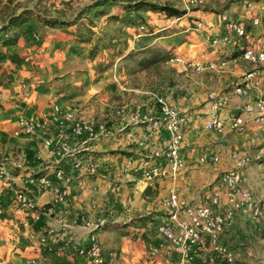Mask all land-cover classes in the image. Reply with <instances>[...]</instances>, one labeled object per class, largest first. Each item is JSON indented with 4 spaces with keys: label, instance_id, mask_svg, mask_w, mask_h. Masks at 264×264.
Masks as SVG:
<instances>
[{
    "label": "crops",
    "instance_id": "1",
    "mask_svg": "<svg viewBox=\"0 0 264 264\" xmlns=\"http://www.w3.org/2000/svg\"><path fill=\"white\" fill-rule=\"evenodd\" d=\"M16 3L17 0H0V25L12 16L21 14V8L15 10L13 7ZM197 11L191 14L194 16ZM204 13L208 16L207 20L201 19L199 23L204 30L214 34L220 26L219 15L222 12L216 14L217 18L211 15L212 12ZM241 13L232 16L242 17ZM24 15L21 14L19 18L22 19ZM44 18L47 17H38L37 20L44 22ZM58 30L63 31L60 28ZM19 40L15 44H4L0 40V157L20 164L22 172H40L36 176L45 174L65 188L69 198L66 206L69 216L84 215L89 220L101 223L97 234L102 251L105 254L114 251L117 254L116 264H177L175 255L167 252L171 244L157 234L155 227L168 218L169 189L172 185L176 188L181 204L196 203L202 190L218 191L216 183L211 188L209 186L221 172L230 169L226 153L233 150L224 143L223 134L207 132L201 128L207 118L206 114L202 121L193 115L192 120L195 121L183 127L185 169L175 182L164 177L145 180L136 170L138 162L141 159L151 161L153 152L168 142L158 102L162 100L184 112L193 109V104L181 103L178 95V98H173L171 87H160L164 75L156 74L153 70H148L149 77H146L147 82L151 83L149 86L130 88L127 91V76L121 70L119 61L110 62L106 68L110 72L104 70L103 74L107 75L102 78L97 77L96 68L88 60L77 62L78 65L72 63L71 66L76 69L72 68L67 75L63 74L62 66L65 65L68 53L72 57H77L78 53V43L72 37L67 47L60 41L52 44L47 36L42 38L45 52L42 51L40 56L45 58L44 53L49 52V59L55 58L59 62L57 66H60L61 73L56 77V85H68L57 88L53 96L51 93L47 95L43 93L42 86H34L36 72L30 59L34 52L33 45L24 46ZM25 50L27 55H22L21 52ZM210 56L212 54L207 53L203 56L206 59L195 60L204 62L211 59ZM192 58L189 61L172 59L167 63L177 66V70L183 72L182 76L187 77L185 81L188 88H191L193 77L198 79L195 83H199L197 94H203V97L199 96L202 101L208 91H221L230 85L239 70L238 65H229L222 70L198 73L190 64L195 62ZM142 72L135 73L141 76ZM206 77L213 80L212 86L208 88L203 84ZM131 91L138 94L130 93L132 96L129 97L128 92ZM233 100L239 103L242 99L235 97ZM52 103L60 105L61 114L70 111L84 120L107 121V132L89 142V156L96 163L94 172L72 170L69 178L64 176L55 180L53 171L70 162L44 149L41 131L34 135L24 132L16 134L19 131L17 121L20 116L48 109ZM194 110L193 113L190 110L189 114H195ZM228 111L233 113L235 109L228 107L227 111H221L222 116H227ZM58 122V119L50 121V128L54 129ZM203 154H219L220 160L214 164H201L198 157ZM16 181L20 184L19 178ZM19 187L9 182L0 183V264H88L71 250V246L82 243L87 235L82 226L62 237L59 242L63 248L61 254L56 253L57 246L50 248L32 239L31 235H45L49 226L57 227L58 224L44 215L35 219L33 210L19 208L15 202V193ZM29 190L38 203L51 200V186L44 188L36 181L29 185ZM221 193L225 196L224 192ZM236 223L227 226L221 238L222 243L228 246L242 244L237 243L240 241L236 234L237 228L249 231L252 224L239 226ZM154 246L158 247L157 253L152 251ZM215 261L212 254H198L196 264H217Z\"/></svg>",
    "mask_w": 264,
    "mask_h": 264
},
{
    "label": "built area",
    "instance_id": "2",
    "mask_svg": "<svg viewBox=\"0 0 264 264\" xmlns=\"http://www.w3.org/2000/svg\"><path fill=\"white\" fill-rule=\"evenodd\" d=\"M204 3L205 0H187L190 6H203ZM240 3L238 7L248 11L247 17L223 13L220 15L217 32L206 38L213 58L190 63L198 73L222 70L229 65L239 66L230 85L221 91L206 93L202 109L206 111L207 118L202 128L207 132L221 133L226 128L238 130L251 124L264 125V1L240 0ZM143 29L144 26L140 25L139 30ZM235 97H240L241 102H234ZM160 102V115L168 133V142L153 152L151 161L141 159L136 170L145 180L164 177L175 182L186 167L183 127L191 122L192 115L180 111L174 105ZM228 107L235 111H228L227 116H222L221 111H227ZM27 114L18 118L19 131L16 134L24 132L34 135L41 131L44 149L70 162L53 171L55 180L64 176L69 178L73 171H95L96 163L89 156V142L107 132L106 120H84L70 111L61 114V107L57 103H52L48 109ZM56 119L58 125L51 129L50 121ZM226 156L231 167L218 175V191L204 190L198 194L196 203L181 204L175 186L169 189L168 218L158 223L155 231L171 244L167 252L175 255L177 264H196L197 255H205L209 249L233 264L235 256L223 245L221 236L233 221L235 209L245 205L253 219L264 218V205H257L243 184V171L250 164V156L235 150L228 151ZM219 160V154H203L198 157L201 164H214ZM36 173L40 172H22L20 164L0 157V183L9 182L20 186L15 193L18 207L33 210L35 219L44 215L58 224L57 227L49 226L45 235H31L32 239L50 248L57 246L56 253L61 254L63 248L59 242L62 237L82 226L87 235L82 243L71 246L74 255L88 264H116L117 254L114 251L106 254L102 251L97 234L101 223L89 220L84 215L69 216L66 209L69 202L67 190L47 175L36 176ZM18 178L20 184L16 181ZM36 181L44 188L51 186V200L48 203H38L30 192L29 185ZM220 192L225 193L228 205L223 204ZM152 251L157 253L158 247L154 246Z\"/></svg>",
    "mask_w": 264,
    "mask_h": 264
},
{
    "label": "rangeland",
    "instance_id": "3",
    "mask_svg": "<svg viewBox=\"0 0 264 264\" xmlns=\"http://www.w3.org/2000/svg\"><path fill=\"white\" fill-rule=\"evenodd\" d=\"M17 3L14 4V9L21 8L19 9L21 14L25 15L22 19L19 18L21 14L12 16L5 24H1L0 40L4 44H15L21 36L20 43L24 46L33 45L34 52L30 57L36 72L33 82L37 88L42 86L43 93L47 95L51 93L53 96L57 88L68 86L56 85V77L61 73L60 66H57L59 62L55 58L49 59V52L44 53L45 58L40 56L45 49L43 36H47L52 44L60 41L66 47L72 37L78 43V53L77 57H72L68 53L65 65L62 66L63 74L67 75L72 68L76 69L71 66L72 63L78 65L88 60L92 62L93 68H96L97 77L102 78L110 72L106 69L107 65L119 61L121 70H124L127 76V91H130V88L149 86L151 83L147 82L146 77H149L148 70H153L156 74L164 75L160 87H171L173 98H178L176 96L178 95L181 103L193 104L195 114H192L193 109H187L188 113L190 110L192 112L191 122L195 121L192 120L193 115L201 121L205 116L202 112V103L205 99L202 101L199 97H203L202 93L197 94L199 83L195 82H198V79L193 77L191 88H188L185 81L187 77L182 76L183 72L167 61L172 59L189 61L192 57L193 61L198 58L206 59L203 56L209 54L211 49L206 38L212 33L198 25L199 21L208 18L204 12H212L211 15L215 17L221 12L238 15L243 11L241 14L244 17L248 14L247 10L238 7L241 5L240 0H205L203 6L187 5V0H17ZM163 5L175 7L182 13L166 15L159 9V6ZM196 10L198 11L193 16L191 12ZM38 17L40 19L47 17L44 19L54 21V25L39 22ZM140 25L144 26L142 31L139 30ZM58 28L63 31H59ZM70 49L69 45L68 50ZM26 51H22L21 54L27 55ZM210 57L213 58V55ZM71 58H74L73 61ZM140 66L142 69L138 68ZM104 70L107 71L106 74H103ZM141 70L143 75L135 73ZM57 71L59 72L56 73ZM212 81L206 77L203 84L205 83L208 88L212 86ZM130 93L138 94L131 91L128 92L129 97L132 96ZM184 95L186 97L181 98ZM158 103L161 105V102ZM220 134L226 139L224 143L228 148L250 156V164L243 171V184L251 192L256 204L264 205V125L251 124L238 130L226 128ZM215 183L217 184V179L209 187ZM218 188L216 186V190H219ZM220 195L223 204L228 205L227 197L222 196L221 192ZM234 222L239 226L252 224V227L249 231L242 227L237 228L236 234L240 240L237 243L242 244L234 247L223 242L235 256L233 264H264V218L253 219L250 210L243 205L235 209L231 223ZM207 254L214 255L217 264H230L210 249Z\"/></svg>",
    "mask_w": 264,
    "mask_h": 264
},
{
    "label": "trees",
    "instance_id": "4",
    "mask_svg": "<svg viewBox=\"0 0 264 264\" xmlns=\"http://www.w3.org/2000/svg\"><path fill=\"white\" fill-rule=\"evenodd\" d=\"M159 9L161 11H163L166 15H169V16L179 15L180 13H182L177 8L171 7L169 5L159 6ZM44 23L47 24V25H50V26H53L54 25V21L49 20V19H44Z\"/></svg>",
    "mask_w": 264,
    "mask_h": 264
}]
</instances>
